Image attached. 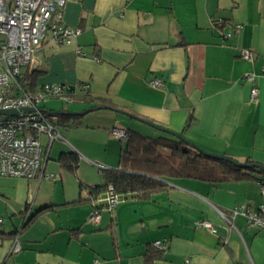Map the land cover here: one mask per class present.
Segmentation results:
<instances>
[{
	"label": "crops",
	"instance_id": "obj_1",
	"mask_svg": "<svg viewBox=\"0 0 264 264\" xmlns=\"http://www.w3.org/2000/svg\"><path fill=\"white\" fill-rule=\"evenodd\" d=\"M62 21L80 34L67 43L43 41L22 73H34L32 89L74 87L70 101L52 98L39 106L50 114L77 113L57 115L64 140L47 149L44 172L52 177L19 179L13 199L0 190L1 229H18L21 247L10 253L12 239H2L0 264H146L144 254L157 239L167 241L152 264H264V233L241 214L230 227L219 213L258 206L264 174L255 171L219 182L165 177L163 189L121 198L112 210H101L97 223L89 220L102 194L90 188L102 183V169L119 168L126 144L110 134L114 125L171 135L144 119L207 152L264 165V0H65ZM241 49L253 52L252 64L238 59ZM246 72L255 74L252 81ZM253 85L258 94L251 98ZM103 102L141 119L89 110L107 106ZM68 151L78 156L74 172L57 160ZM31 198L37 215L22 228ZM76 199L81 202L71 203Z\"/></svg>",
	"mask_w": 264,
	"mask_h": 264
},
{
	"label": "built area",
	"instance_id": "obj_2",
	"mask_svg": "<svg viewBox=\"0 0 264 264\" xmlns=\"http://www.w3.org/2000/svg\"><path fill=\"white\" fill-rule=\"evenodd\" d=\"M65 0H0V176L21 177L25 179L50 178L44 172L48 157V148L56 140H64L58 122L51 121L50 113L40 107V103L48 99H60L65 102L74 98L76 90L62 84H45L38 89H28L24 85L21 74L27 66L34 49L43 41L58 44L67 43L80 34L79 27L65 25L62 21V8ZM240 25H236V29ZM228 33L227 35H229ZM238 59L252 64L253 52L241 49ZM264 74V64L262 67ZM255 74L244 73L246 80L252 81ZM152 85H160L161 81L152 79ZM83 90L87 89L82 84ZM258 88H250L251 98L256 97ZM4 110H18L16 113H5ZM110 134L119 141H126L128 130L114 125ZM42 136L47 139L44 147ZM261 201L256 208L238 205L225 213L219 211L222 218L231 227L233 218L243 215L249 226L264 233V177L258 180ZM120 195L109 184L94 202V209L89 216L91 222L97 223L102 209L112 210L119 202ZM31 203H26L23 220L27 218ZM3 217L0 213V226ZM197 226L213 232V225L207 220L196 221ZM166 239L154 240L152 245L165 249ZM1 243V240H0ZM18 232L12 238L10 253L20 250ZM93 264H100L94 260Z\"/></svg>",
	"mask_w": 264,
	"mask_h": 264
},
{
	"label": "trees",
	"instance_id": "obj_3",
	"mask_svg": "<svg viewBox=\"0 0 264 264\" xmlns=\"http://www.w3.org/2000/svg\"><path fill=\"white\" fill-rule=\"evenodd\" d=\"M33 76L34 73L31 71L21 74V79L28 89H32L35 85ZM70 88L73 89L74 87L71 86ZM76 96L77 94H74V97ZM103 103H106L110 109L119 111L118 107L111 102ZM129 115L134 116L130 113ZM179 134L181 135L179 138L173 135L153 137L128 130L125 147L119 156V168L102 169V183L91 186L90 191L96 194L103 192L110 184L120 195V199L130 195L147 198L152 192L166 187L165 177H189L207 182H219L232 177H241L245 173L244 169L264 174V171L260 169L239 167L216 158L184 138L181 133ZM57 160L66 170L74 172L77 167L78 156L75 152H62ZM245 163L256 162L246 159ZM79 202L81 200L76 199L71 203ZM51 206L52 204L45 205L38 211ZM36 215L37 213H31L30 209L27 218L21 223V227L27 226ZM1 226L0 240L12 239L18 232V229L13 232H4ZM161 253V250L153 247L148 249L144 254L146 264H152V261Z\"/></svg>",
	"mask_w": 264,
	"mask_h": 264
},
{
	"label": "water",
	"instance_id": "obj_4",
	"mask_svg": "<svg viewBox=\"0 0 264 264\" xmlns=\"http://www.w3.org/2000/svg\"><path fill=\"white\" fill-rule=\"evenodd\" d=\"M102 108H108V109H110V107H109V106H106V105H97V106H93V107L89 108V110L102 109ZM17 111H18V110H4L3 112H5V113H16ZM47 112L50 113L49 111H47ZM119 112H122V113H124V114L130 116L129 113H127V112H125V111H121V110H119ZM52 113H54V114H56V115H65V114H75V113H77V112L55 111V112H52ZM78 113H79V112H78ZM132 117H134V118H136V119H140V118L135 117V116H132ZM141 120H142L143 122H146V123L150 124L152 127L157 128L158 130H161V131H163V132H167V133H169V134H171V135H173V136H175V137H177V138L181 137V135H180L179 133L169 131V130L163 128V127H160V126H158V125H156V124L150 123L149 121H146V120H144V119H141ZM190 144H191V143H190ZM191 145L194 146V144H191ZM196 147H197V146H196ZM212 155H213L214 157H216V158H219V159H221V160H224V161H227V162H229V163H232V164L235 165V166H239V167H254V168H257V169H260V170L264 171V165L259 164V163H244V162H239V161H237V160H235V159H233V158H230V157H228V156H226V155H222V154H212Z\"/></svg>",
	"mask_w": 264,
	"mask_h": 264
},
{
	"label": "rangeland",
	"instance_id": "obj_5",
	"mask_svg": "<svg viewBox=\"0 0 264 264\" xmlns=\"http://www.w3.org/2000/svg\"><path fill=\"white\" fill-rule=\"evenodd\" d=\"M50 118H51V121H53V122H56V120H57V115H54V114H50ZM157 132V131H156ZM158 133V132H157ZM158 134H160V133H158ZM42 137H44V136H42ZM56 144H57V142H55L54 143V145H53V148H55V146H56ZM207 152V151H206ZM208 153H210V152H208ZM210 154H213V153H210ZM214 154H216V153H214ZM19 179H22V180H28V179H25V178H21V177H9V176H0V190L1 189H3L4 191H6L7 192V194L9 195V198L10 199H13V194L17 191V189L19 188V184H17L18 182V180ZM29 180H31V179H29ZM9 193H12L11 195L9 194ZM14 195H16V193L14 194ZM130 198V197H129ZM9 199V201L11 202V200ZM28 202H30L31 203V205H32V198L30 199V200H28ZM28 202H26V203H28ZM14 210V209H13ZM17 211V210H16ZM8 213L9 214H6V213H4L3 214V216H4V219H5V221H4V224H5V226H7L8 224H9V216L10 215H12L11 213H12V210H8ZM16 215V214H15Z\"/></svg>",
	"mask_w": 264,
	"mask_h": 264
}]
</instances>
